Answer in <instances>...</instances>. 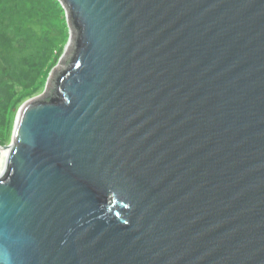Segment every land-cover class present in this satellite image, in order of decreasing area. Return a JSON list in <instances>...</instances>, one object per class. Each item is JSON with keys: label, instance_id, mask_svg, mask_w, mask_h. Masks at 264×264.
I'll return each instance as SVG.
<instances>
[{"label": "water", "instance_id": "1", "mask_svg": "<svg viewBox=\"0 0 264 264\" xmlns=\"http://www.w3.org/2000/svg\"><path fill=\"white\" fill-rule=\"evenodd\" d=\"M70 39L0 170L3 264H264V0H58Z\"/></svg>", "mask_w": 264, "mask_h": 264}, {"label": "trees", "instance_id": "2", "mask_svg": "<svg viewBox=\"0 0 264 264\" xmlns=\"http://www.w3.org/2000/svg\"><path fill=\"white\" fill-rule=\"evenodd\" d=\"M30 3V5L35 4L34 0H0V75L3 73L8 74V66H7V58L6 53L10 54L13 53L14 48H17V41L16 39H19L18 37H23L25 40V44L29 45L31 44L30 40L34 37L35 40H37V43L42 42L44 46L43 53H45V57L43 58V62L39 60L38 54H32L34 59H36L38 62L37 64H34L32 69L30 67L29 71L33 72L32 75H35L34 78L30 81L31 84L28 86H25L19 91L14 90V88L11 86H2L5 83H0V134L2 133L4 137L2 139L0 138V145L7 144L10 139L12 138V131L14 130V119L16 115L18 114L21 106L32 97H36L40 93H43L45 91L47 80L49 79L51 73L55 68H57L60 59L62 58V55H64L63 50H61V53L54 52L56 42L52 41L51 39L47 37L38 38L36 37V33L34 32L32 35L28 36L29 38L25 39V36H23L21 33L22 26L19 24L17 26V32L11 33V25L12 24V15H14V8H12L13 12L9 11V8L6 7V3H12L17 6V3L24 4L27 2ZM37 2L40 0H36ZM59 12V21L61 24V31H62V40L60 43L62 45L66 44L68 42V39L70 37V28L67 23L66 12L61 6V3L58 0H48ZM6 7V12L4 11ZM18 13H22L24 10L18 9ZM56 13V12H55ZM53 14V13H51ZM42 15V16H41ZM49 14L47 12H44L43 9L36 8L34 11L32 10L30 12V15L27 13L28 19L30 18H43L47 17ZM54 16V15H53ZM65 16V17H64ZM8 18V19H7ZM42 20V19H41ZM8 21V22H7ZM7 22V23H6ZM4 23V24H3ZM27 24V22H26ZM26 26V25H25ZM25 34V31H24ZM33 49V44H31ZM53 47V49H52ZM49 50V54L46 55V52ZM58 53V54H57ZM54 54V55H53ZM60 54V55H59ZM51 55H53V61H51ZM58 57V58H57ZM57 61L54 62V59ZM46 59V60H45ZM21 74L30 75L29 72H21ZM8 76V75H7ZM44 78V82L42 80ZM12 79V78H11ZM9 78H5L4 82H8L11 80ZM42 80V81H41ZM10 90V91H9Z\"/></svg>", "mask_w": 264, "mask_h": 264}, {"label": "rangeland", "instance_id": "3", "mask_svg": "<svg viewBox=\"0 0 264 264\" xmlns=\"http://www.w3.org/2000/svg\"><path fill=\"white\" fill-rule=\"evenodd\" d=\"M10 1H13V0H10ZM34 2H35V4H32V5H30L29 2L24 3V4L17 3V6L12 4V3H6L5 4L6 7L9 8V11L13 12L12 8L15 9L14 15H12V24L13 25H11V27H10L11 33L17 32V26L20 24L22 26V31H21L22 33L21 34L23 36H25V39L29 38L28 36H30V34L32 35L35 32L36 37H38V38L47 37V38L51 39L52 41L56 42V45H55L56 47L54 49V52L61 53V50L65 51L70 38L68 39V42H66V44H64V45L57 43V42H60L62 40V34H61L62 31H61V24L59 21L58 10L48 0H40L38 2L36 0H34ZM6 7L4 10L5 12H6ZM36 8L43 9L44 12H47L49 15L47 17L41 18L42 20L39 18L36 19L34 17L30 18V20H27L28 19L27 13L30 15V12L32 10L34 11ZM18 9L19 10L23 9L24 11L22 13H18V11H17ZM51 13H53V14H51ZM65 19H66V17H65ZM26 22H27V24H26ZM24 31H25V34H24ZM18 38L19 39H16L17 48L16 49L14 48L13 53H10V54L6 53L7 66H8V70H9V72L7 74L8 76L6 75V73H3L0 75V83H2V82L5 83L2 86H11V84H12V87L16 91H19L22 88H24L25 86L30 85L31 84L30 81L35 76V75H32L34 71L33 72L29 71L30 67L31 66L33 67V65L37 64V62H38L36 59H34V57H32L33 56L32 54H38L40 57L39 60H41V61L45 57V53H43V51H42L43 50L42 46H44V44L42 42L37 43V40H35L34 37L31 38L30 42H31V44H33V49H32V46H30L31 44L30 45H29V43L25 44V40L23 37H18ZM52 49H53V47H52ZM47 54H49V50L46 52V55ZM53 55H51L52 56L50 59L51 61H53ZM57 58H56V60L54 59V62L57 61ZM32 67H31V69H32ZM21 72L22 73L23 72H25V73L29 72L30 75H25V74L23 75V74H21ZM6 77L7 78L10 77V79L11 78L12 79L9 80L8 82H4V79ZM42 80L44 82V78H42ZM44 93H45V91L43 93H40L36 97L29 98L27 101L34 99V98H38V97L42 96ZM16 118H17V115L14 119V122H16ZM2 137H4V135L1 133L0 138L2 139ZM12 137H13V135H12ZM11 141H12V138L10 139V141L7 144L0 145V146L1 147L9 146ZM1 156H2V151H0V168L2 166V157Z\"/></svg>", "mask_w": 264, "mask_h": 264}, {"label": "bare ground", "instance_id": "4", "mask_svg": "<svg viewBox=\"0 0 264 264\" xmlns=\"http://www.w3.org/2000/svg\"><path fill=\"white\" fill-rule=\"evenodd\" d=\"M25 104V103H24ZM6 156H8V151H4L3 153H2V166H1V168H0V170L1 171H4V169H5V166H6V159H7V157Z\"/></svg>", "mask_w": 264, "mask_h": 264}, {"label": "clouds", "instance_id": "5", "mask_svg": "<svg viewBox=\"0 0 264 264\" xmlns=\"http://www.w3.org/2000/svg\"><path fill=\"white\" fill-rule=\"evenodd\" d=\"M0 264H3V261H0Z\"/></svg>", "mask_w": 264, "mask_h": 264}]
</instances>
